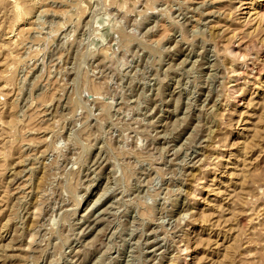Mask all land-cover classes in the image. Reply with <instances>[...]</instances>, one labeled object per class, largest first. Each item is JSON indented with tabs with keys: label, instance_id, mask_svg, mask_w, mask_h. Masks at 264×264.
<instances>
[{
	"label": "rangeland",
	"instance_id": "obj_1",
	"mask_svg": "<svg viewBox=\"0 0 264 264\" xmlns=\"http://www.w3.org/2000/svg\"><path fill=\"white\" fill-rule=\"evenodd\" d=\"M0 264H264V0H0Z\"/></svg>",
	"mask_w": 264,
	"mask_h": 264
}]
</instances>
